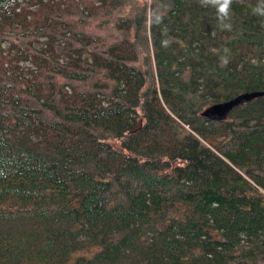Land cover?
<instances>
[{
    "label": "trees",
    "instance_id": "trees-1",
    "mask_svg": "<svg viewBox=\"0 0 264 264\" xmlns=\"http://www.w3.org/2000/svg\"><path fill=\"white\" fill-rule=\"evenodd\" d=\"M256 3L0 0V264H264Z\"/></svg>",
    "mask_w": 264,
    "mask_h": 264
},
{
    "label": "clouds",
    "instance_id": "clouds-1",
    "mask_svg": "<svg viewBox=\"0 0 264 264\" xmlns=\"http://www.w3.org/2000/svg\"><path fill=\"white\" fill-rule=\"evenodd\" d=\"M198 3L203 8H211L215 11V19L217 21L216 27L222 31H231V7L234 0H198ZM165 6L155 7L150 9L151 16L148 17L152 21V24L160 25L164 19ZM253 14L257 17H264V0H257L256 5L252 9ZM170 41L168 39L162 40V46H169ZM225 55L220 56V67H227L229 64V57L227 55L228 49L223 50Z\"/></svg>",
    "mask_w": 264,
    "mask_h": 264
},
{
    "label": "water",
    "instance_id": "water-1",
    "mask_svg": "<svg viewBox=\"0 0 264 264\" xmlns=\"http://www.w3.org/2000/svg\"><path fill=\"white\" fill-rule=\"evenodd\" d=\"M263 93V91L256 90L241 92L231 99L220 101L208 106L202 114L211 120H225L235 106L251 101L253 98L258 97Z\"/></svg>",
    "mask_w": 264,
    "mask_h": 264
}]
</instances>
